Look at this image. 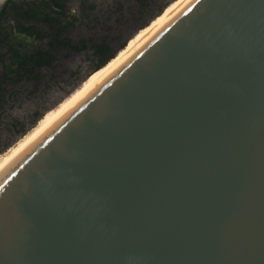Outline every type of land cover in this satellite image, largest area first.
I'll return each mask as SVG.
<instances>
[{"label":"water","instance_id":"95a60500","mask_svg":"<svg viewBox=\"0 0 264 264\" xmlns=\"http://www.w3.org/2000/svg\"><path fill=\"white\" fill-rule=\"evenodd\" d=\"M0 264H264V0H189L10 162Z\"/></svg>","mask_w":264,"mask_h":264},{"label":"trees","instance_id":"16d2710c","mask_svg":"<svg viewBox=\"0 0 264 264\" xmlns=\"http://www.w3.org/2000/svg\"><path fill=\"white\" fill-rule=\"evenodd\" d=\"M68 1L8 0L4 5L0 13V110L1 102L7 101V87L14 90L19 84L30 83L35 88L41 85L46 88L51 79L55 80L56 86L70 83L71 80L81 82L85 79L84 83L89 77L105 69L178 0L156 9L151 8V0H120L114 10H98L95 2L80 0L79 10L73 12L67 7ZM122 1L136 3L135 11L130 15L134 23L141 22L136 28L138 32L128 43L131 36H125L130 19L123 17ZM114 13L119 16V20L113 25H106ZM103 17L105 19L102 20ZM85 24H92L94 28L105 25V34L75 40L74 31ZM81 52L89 63L84 76L78 77V69L66 70V79H58L59 75L53 76L64 67L63 62L70 61L74 54ZM37 117L38 115L33 120ZM12 126L14 129L18 128V134H24L22 123L14 122Z\"/></svg>","mask_w":264,"mask_h":264},{"label":"rangeland","instance_id":"374dc122","mask_svg":"<svg viewBox=\"0 0 264 264\" xmlns=\"http://www.w3.org/2000/svg\"><path fill=\"white\" fill-rule=\"evenodd\" d=\"M89 2H95V5L99 9H113L118 6L120 0H88ZM151 8L156 9L159 6L170 5L173 0H151ZM124 8L123 17L130 19L128 25L129 30H127L126 38L134 36L138 31L137 26L141 22L134 23L133 17L130 15L135 11V2H125L122 1ZM69 10L71 12L79 10L80 4L78 0H70L68 3ZM114 10V9H113ZM105 17L102 18V20ZM119 20V16L114 13L106 25H113L114 22ZM132 20V22H131ZM106 27L98 26L93 27L92 24H85V26H80L73 33L75 40L81 38L98 37L105 34ZM124 38V39H126ZM62 68H60L57 74L63 79L65 76V71L78 69V77L84 76L89 67V63L85 60V55L83 52L74 54L70 61L63 62ZM62 77V78H61ZM66 79V78H65ZM85 80V79H84ZM76 82V80H71L70 83H60L58 86L55 85V80L51 79L45 88L43 85L38 86V88L33 87L30 83H23L17 86V89L11 90L12 87H7L5 95H8L7 101L1 102L0 110V163L3 161L11 151L19 145L34 129H36L44 117L60 105L64 100L68 98L84 81ZM75 81V82H74ZM75 83V84H74ZM73 84L75 87L73 88ZM38 115L34 121V117ZM20 122L24 125L25 132L20 135L13 129V123Z\"/></svg>","mask_w":264,"mask_h":264},{"label":"bare ground","instance_id":"6f19581e","mask_svg":"<svg viewBox=\"0 0 264 264\" xmlns=\"http://www.w3.org/2000/svg\"><path fill=\"white\" fill-rule=\"evenodd\" d=\"M189 0H178L171 5L163 15L151 23L149 28L141 35H138L129 46L114 61L99 73L89 77L82 85L66 100H64L55 109L49 112L40 125L34 129L11 153L0 163V172L12 162L23 150H25L35 139H37L47 128H49L59 117L76 104L92 88H94L102 79H104L115 67H117L135 48L143 43L158 27L177 12Z\"/></svg>","mask_w":264,"mask_h":264},{"label":"flooded vegetation","instance_id":"af4514ba","mask_svg":"<svg viewBox=\"0 0 264 264\" xmlns=\"http://www.w3.org/2000/svg\"><path fill=\"white\" fill-rule=\"evenodd\" d=\"M79 4H81L80 0H78ZM68 3H70V0L67 2V6H68ZM14 129V127H13ZM18 130V128H15L14 131L16 132Z\"/></svg>","mask_w":264,"mask_h":264}]
</instances>
